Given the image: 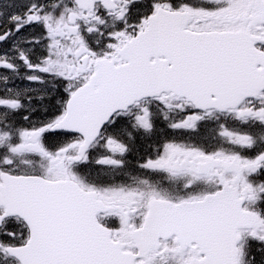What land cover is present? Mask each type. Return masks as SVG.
I'll return each mask as SVG.
<instances>
[{
  "label": "snow or ice",
  "instance_id": "6c2138e0",
  "mask_svg": "<svg viewBox=\"0 0 264 264\" xmlns=\"http://www.w3.org/2000/svg\"><path fill=\"white\" fill-rule=\"evenodd\" d=\"M0 264H264V0H0Z\"/></svg>",
  "mask_w": 264,
  "mask_h": 264
}]
</instances>
